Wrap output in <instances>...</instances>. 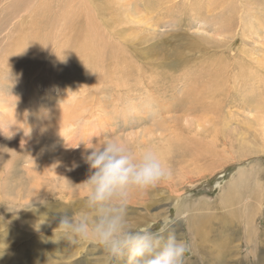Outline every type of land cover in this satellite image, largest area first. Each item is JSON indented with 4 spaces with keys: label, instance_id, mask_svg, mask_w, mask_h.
<instances>
[{
    "label": "rangeland",
    "instance_id": "rangeland-1",
    "mask_svg": "<svg viewBox=\"0 0 264 264\" xmlns=\"http://www.w3.org/2000/svg\"><path fill=\"white\" fill-rule=\"evenodd\" d=\"M147 1L0 0V264H108L39 219L84 210L107 137L172 172L130 193L134 227L167 221L184 264H264V0Z\"/></svg>",
    "mask_w": 264,
    "mask_h": 264
},
{
    "label": "clouds",
    "instance_id": "clouds-1",
    "mask_svg": "<svg viewBox=\"0 0 264 264\" xmlns=\"http://www.w3.org/2000/svg\"><path fill=\"white\" fill-rule=\"evenodd\" d=\"M84 160L90 170L82 183L87 190L84 210L77 213L71 206L48 203L44 205L46 211L39 215V219L41 215L44 218L40 225L56 222L53 237L58 239L54 241L95 245L107 255L108 264H184L189 244L169 231L167 221L152 230L134 227L128 217L133 190H147L172 176L157 152L150 147L136 152L107 137ZM7 247L6 242L0 247V257Z\"/></svg>",
    "mask_w": 264,
    "mask_h": 264
},
{
    "label": "bare ground",
    "instance_id": "bare-ground-1",
    "mask_svg": "<svg viewBox=\"0 0 264 264\" xmlns=\"http://www.w3.org/2000/svg\"><path fill=\"white\" fill-rule=\"evenodd\" d=\"M153 0H148L147 2H152ZM160 5H163V4H165V2H168V1H172V0H156ZM253 1V0H252ZM199 3V5L201 6V8L203 9V8H216L217 7V5L219 4V2H220V0H206L205 1V3H203V2H201V1H198ZM249 1H246L245 3H242V5H244V6H247L248 7V3ZM231 3V2H230ZM253 3V2H252ZM256 5H257V3H256ZM242 8H244L243 6H241ZM227 11L229 12V15H228V21L230 20V18H229V16H231L232 15V13L234 12V7H233V5L232 4H228V6H227ZM236 11V10H235ZM238 11V10H237ZM244 11L245 12H247L249 15H252V17L253 18H255V12H254V14L253 13H251V9L249 8L248 10H247V8H244ZM242 14H243V12H242ZM259 15H260V13H259ZM258 14L256 15V18H257V16H259ZM260 17V16H259ZM230 22H228V24H229ZM253 23V22H252ZM258 25V27L260 28H262V29H264V24H262V20H260L259 21V23L257 24ZM256 29V28H255ZM87 43V42H86ZM95 51V50H94ZM97 52V51H96ZM123 55H125V53L123 54ZM110 56L112 57V59H114L115 61H116V63L117 62H119L120 60H119V56H118V54H116V53H114V52H110ZM115 63V62H114ZM123 69V68H122ZM117 70H115V72H116ZM114 73V71L112 72V74ZM214 75V74H213ZM221 75V74H220ZM209 78V77H208ZM193 80V79H192ZM217 80V79H216ZM212 81H213V78H211L210 77V81L209 82H207V83H205L204 81V84H205V89H206V86H207V84H212ZM193 83H195V82H193ZM213 83H215V82H213ZM189 84H190V82H189ZM197 85V84H196ZM198 86V85H197ZM200 87V86H199ZM195 88V87H194ZM202 88V87H201ZM204 88V87H203ZM209 88V87H208ZM207 88V89H208ZM212 88V87H211ZM191 89H192V87H191ZM197 90V89H196ZM202 90V89H201ZM205 91V90H204ZM203 91V92H204ZM206 92V91H205ZM204 94V93H203ZM206 94V93H205ZM215 94V93H214ZM208 96V95H207ZM58 115V114H57ZM46 122V121H45ZM200 126V125H199ZM211 142V141H210ZM209 142V143H210ZM212 145V144H211ZM199 146V145H198ZM145 148V147H144ZM152 148H155V147H153L152 146ZM207 148H208V145H207ZM209 149V148H208ZM20 150V149H19ZM164 153L166 154V152L164 151V150H162L159 154H160V156L161 155H164ZM257 171H258V169H257ZM258 173V172H257ZM244 178H246L247 177V175L245 174V176H243ZM225 190H227L228 192H229V189H225ZM236 192V191H235ZM229 194H230V192H229ZM147 196H144V199L146 198ZM175 198H178L177 200H175ZM183 199H184V193H180V195L179 196H174V201H173V204H175L176 206L180 203V204H182V201H183ZM229 200V199H228ZM150 202V201H149ZM202 204H204V203H202Z\"/></svg>",
    "mask_w": 264,
    "mask_h": 264
}]
</instances>
